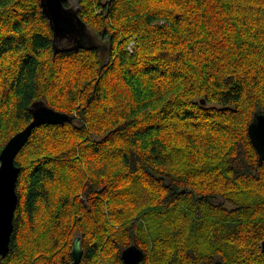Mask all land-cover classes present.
I'll return each instance as SVG.
<instances>
[{
	"label": "trees",
	"instance_id": "1",
	"mask_svg": "<svg viewBox=\"0 0 264 264\" xmlns=\"http://www.w3.org/2000/svg\"><path fill=\"white\" fill-rule=\"evenodd\" d=\"M66 6L70 3L66 0ZM97 42L54 44L41 0H0V154L43 102L1 264H264V0H77Z\"/></svg>",
	"mask_w": 264,
	"mask_h": 264
},
{
	"label": "water",
	"instance_id": "2",
	"mask_svg": "<svg viewBox=\"0 0 264 264\" xmlns=\"http://www.w3.org/2000/svg\"><path fill=\"white\" fill-rule=\"evenodd\" d=\"M66 0H41L43 13L48 17L54 31V44L64 43L63 50H79L94 44L88 33L87 23L79 16L78 10L65 6ZM72 37L71 42L66 41ZM70 43V44H68ZM65 45L67 47H65ZM32 121L22 130L15 133L4 146L0 154V254L5 256L10 249V238L13 231V221L19 197L16 192L17 179L20 169L15 166V159L20 150L29 140L34 128L44 123H65L73 120L67 113L56 110L49 105L38 102L34 104ZM248 133L255 146L260 162H264V110L255 112L248 126ZM264 252V241L261 242ZM83 248L82 237L76 236L73 241V260L61 264H80ZM146 255L137 245L130 244L121 251L124 264H141ZM1 264V259H0ZM213 264H224L217 259Z\"/></svg>",
	"mask_w": 264,
	"mask_h": 264
},
{
	"label": "rangeland",
	"instance_id": "3",
	"mask_svg": "<svg viewBox=\"0 0 264 264\" xmlns=\"http://www.w3.org/2000/svg\"><path fill=\"white\" fill-rule=\"evenodd\" d=\"M69 3H70V5L69 6H73V7H77V0H67ZM88 33L90 34V36L92 37V42L94 43H96L97 42V39H96V37L94 36V34L92 33V31L88 28ZM73 41V40H72ZM72 41H71V44H72ZM61 45V44H60ZM62 45H64V43H62ZM78 235H81V234H79V233H77L74 237H76V236H78Z\"/></svg>",
	"mask_w": 264,
	"mask_h": 264
},
{
	"label": "bare ground",
	"instance_id": "4",
	"mask_svg": "<svg viewBox=\"0 0 264 264\" xmlns=\"http://www.w3.org/2000/svg\"><path fill=\"white\" fill-rule=\"evenodd\" d=\"M66 6V5H65ZM69 6V5H68ZM24 129V128H23ZM27 143V142H26ZM18 155V154H17ZM0 164H1V162H0ZM15 166L16 167H18L19 169H20V171H19V175H20V172H21V167L20 166H18V165H16V162H15ZM19 175H18V178H19ZM17 182H18V179H17ZM16 192H17V185H16ZM17 195H18V193H17ZM19 197V196H18ZM18 203H19V201H18ZM17 207H18V205H17ZM81 236V235H80ZM82 237V236H81ZM75 238V237H74ZM73 241H74V239H73ZM129 246V245H128ZM127 247V246H126ZM73 249V248H72ZM73 258V257H72ZM73 260V259H72ZM71 260V261H72Z\"/></svg>",
	"mask_w": 264,
	"mask_h": 264
},
{
	"label": "flooded vegetation",
	"instance_id": "5",
	"mask_svg": "<svg viewBox=\"0 0 264 264\" xmlns=\"http://www.w3.org/2000/svg\"><path fill=\"white\" fill-rule=\"evenodd\" d=\"M66 41L71 42L72 41V37H70L69 39H66ZM68 44H70V43H68ZM65 47H67V46L65 45Z\"/></svg>",
	"mask_w": 264,
	"mask_h": 264
}]
</instances>
